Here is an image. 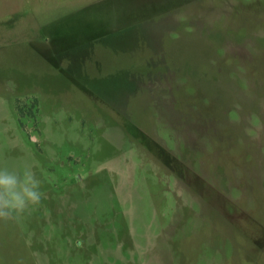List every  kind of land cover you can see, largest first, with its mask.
I'll return each mask as SVG.
<instances>
[{
  "label": "rangeland",
  "instance_id": "rangeland-1",
  "mask_svg": "<svg viewBox=\"0 0 264 264\" xmlns=\"http://www.w3.org/2000/svg\"><path fill=\"white\" fill-rule=\"evenodd\" d=\"M0 167V264H264V0H0Z\"/></svg>",
  "mask_w": 264,
  "mask_h": 264
},
{
  "label": "clouds",
  "instance_id": "clouds-1",
  "mask_svg": "<svg viewBox=\"0 0 264 264\" xmlns=\"http://www.w3.org/2000/svg\"><path fill=\"white\" fill-rule=\"evenodd\" d=\"M44 180L30 168L0 167V218H8L39 206Z\"/></svg>",
  "mask_w": 264,
  "mask_h": 264
},
{
  "label": "trees",
  "instance_id": "trees-1",
  "mask_svg": "<svg viewBox=\"0 0 264 264\" xmlns=\"http://www.w3.org/2000/svg\"><path fill=\"white\" fill-rule=\"evenodd\" d=\"M19 111H20V112H23V111H22V107L20 108V110H19Z\"/></svg>",
  "mask_w": 264,
  "mask_h": 264
}]
</instances>
